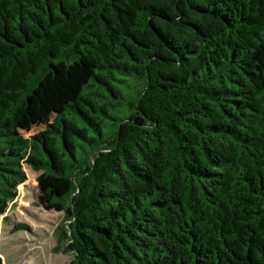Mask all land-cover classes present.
I'll return each mask as SVG.
<instances>
[{
	"label": "trees",
	"instance_id": "1",
	"mask_svg": "<svg viewBox=\"0 0 264 264\" xmlns=\"http://www.w3.org/2000/svg\"><path fill=\"white\" fill-rule=\"evenodd\" d=\"M24 165L70 264H264V0H0V216Z\"/></svg>",
	"mask_w": 264,
	"mask_h": 264
},
{
	"label": "rangeland",
	"instance_id": "2",
	"mask_svg": "<svg viewBox=\"0 0 264 264\" xmlns=\"http://www.w3.org/2000/svg\"><path fill=\"white\" fill-rule=\"evenodd\" d=\"M50 111L36 110L33 118L19 128L30 138L52 123ZM25 182L18 187L16 199L0 216V259L2 264H70L63 231L68 222L55 201L53 189L59 181L24 165Z\"/></svg>",
	"mask_w": 264,
	"mask_h": 264
}]
</instances>
